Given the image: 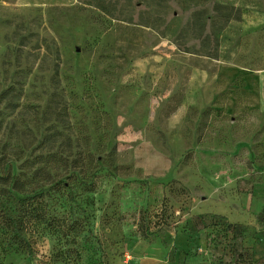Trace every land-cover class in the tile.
Instances as JSON below:
<instances>
[{"label":"rangeland","instance_id":"1","mask_svg":"<svg viewBox=\"0 0 264 264\" xmlns=\"http://www.w3.org/2000/svg\"><path fill=\"white\" fill-rule=\"evenodd\" d=\"M0 264H264V0H0Z\"/></svg>","mask_w":264,"mask_h":264},{"label":"trees","instance_id":"2","mask_svg":"<svg viewBox=\"0 0 264 264\" xmlns=\"http://www.w3.org/2000/svg\"><path fill=\"white\" fill-rule=\"evenodd\" d=\"M162 218L163 217L161 216L159 221H161ZM230 226L232 228V231H234V232L237 231L238 229H242L243 228L242 225H238V224H233V225H230ZM149 227H150L149 223L146 222V224L144 225V231H145L146 234H148Z\"/></svg>","mask_w":264,"mask_h":264}]
</instances>
